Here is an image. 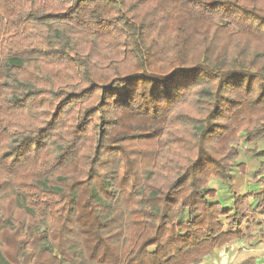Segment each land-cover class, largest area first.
Here are the masks:
<instances>
[{
	"label": "trees",
	"instance_id": "1",
	"mask_svg": "<svg viewBox=\"0 0 264 264\" xmlns=\"http://www.w3.org/2000/svg\"><path fill=\"white\" fill-rule=\"evenodd\" d=\"M263 214L264 0H0V264H201Z\"/></svg>",
	"mask_w": 264,
	"mask_h": 264
},
{
	"label": "rangeland",
	"instance_id": "2",
	"mask_svg": "<svg viewBox=\"0 0 264 264\" xmlns=\"http://www.w3.org/2000/svg\"><path fill=\"white\" fill-rule=\"evenodd\" d=\"M221 32H219L216 36L218 43L221 45L229 44L228 51L232 52L234 54L239 55V49L236 45L237 37L236 38H230V40L225 39ZM241 47L244 49L246 48V53L242 57L241 60L243 61L247 56L250 55L251 51H260V47H257L255 43H253L251 40L244 38H241L239 40ZM251 50V51H250ZM248 170L246 173H241L240 171L235 173V183L236 188L239 192L246 193L250 186L251 188L259 187L253 182L252 180V171L254 168H256L255 163L250 162V159H248ZM210 185L214 188H217L220 192V185L217 183V181L214 178L210 179ZM260 218L262 220V225L264 226V214L260 215ZM8 225V223H5ZM260 227L259 224H254L252 233L255 235L254 238L251 240H236V242H233L231 244H227L223 246L222 248H217L215 251V254L213 255V259L208 260V258L204 259L203 264H240L246 260L253 259L254 264H264V235L260 234ZM23 234H26L25 232H22ZM208 260V262H207ZM213 260V261H212ZM253 264V262H252Z\"/></svg>",
	"mask_w": 264,
	"mask_h": 264
},
{
	"label": "crops",
	"instance_id": "3",
	"mask_svg": "<svg viewBox=\"0 0 264 264\" xmlns=\"http://www.w3.org/2000/svg\"><path fill=\"white\" fill-rule=\"evenodd\" d=\"M216 250H217V249H215L212 253L208 254L206 258H208V260L213 259V255L215 254V251H216ZM208 260H207V262H208ZM212 261H213V260H212ZM203 262H204V261H203ZM203 262H202L201 264H203Z\"/></svg>",
	"mask_w": 264,
	"mask_h": 264
}]
</instances>
